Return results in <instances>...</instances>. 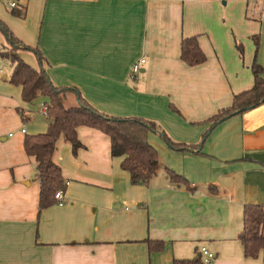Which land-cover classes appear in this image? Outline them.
I'll use <instances>...</instances> for the list:
<instances>
[{"label": "crops", "instance_id": "crops-1", "mask_svg": "<svg viewBox=\"0 0 264 264\" xmlns=\"http://www.w3.org/2000/svg\"><path fill=\"white\" fill-rule=\"evenodd\" d=\"M0 22L40 52L54 86L76 89L109 116L155 123L147 141L161 164L146 186L132 185L108 136L78 127L82 147L73 154L61 138L53 154L65 203L39 211L24 140L48 121L0 60V264H203L201 248L214 255L210 264H263L245 258L238 238L244 207L264 206V103L215 126L199 154L170 149L158 132L199 144L207 120L253 86L254 62L264 78V0H0ZM194 36L206 61L189 67L180 42ZM9 48L0 29V52ZM19 56L41 67L33 53Z\"/></svg>", "mask_w": 264, "mask_h": 264}, {"label": "trees", "instance_id": "trees-1", "mask_svg": "<svg viewBox=\"0 0 264 264\" xmlns=\"http://www.w3.org/2000/svg\"><path fill=\"white\" fill-rule=\"evenodd\" d=\"M21 17V13H13ZM0 29L10 47L0 52L12 66L9 82L22 88V100L33 103L37 98H43L46 103L45 117L48 121L46 132L27 136L24 140L25 152L35 159L36 176L39 181V211L55 204V193L64 189L61 169L53 162V154L59 139L67 142L73 154L82 147L77 137L78 127H89L101 131L110 140V154L121 158V168L128 172L132 185L146 186L156 175L161 164L155 149L148 143L147 135L157 132L156 124L136 118H117L97 111L90 106L74 88L54 86L46 71L41 66L44 61L37 49L23 45L0 22ZM257 43V39L255 40ZM31 52L37 58L39 70L26 64L19 52ZM180 60L189 67L203 64L206 57L198 44V37L183 38L180 42ZM253 86L246 91L235 94L231 105L219 110L207 120L208 130L201 136L199 144L186 145L171 140L165 132L159 131L160 138L175 151L194 150L197 154L209 135V132L221 122L245 113L264 103V78L262 68L256 62L251 67ZM74 96L76 103L68 104V96ZM21 113V111H19ZM22 116V113H21ZM172 182L185 180L169 169H164ZM264 206L246 205L243 209V230L239 241L243 246L245 258L256 259L261 256L264 264ZM150 251L162 248L161 242H149ZM175 264H200V259L179 261Z\"/></svg>", "mask_w": 264, "mask_h": 264}, {"label": "built area", "instance_id": "built-area-1", "mask_svg": "<svg viewBox=\"0 0 264 264\" xmlns=\"http://www.w3.org/2000/svg\"><path fill=\"white\" fill-rule=\"evenodd\" d=\"M10 6L15 7V4L12 3ZM144 63H145V60L141 59L132 66V68H131V74H132L131 77L132 78H135V75H137V73L140 71L141 66ZM41 110H42L43 115H45L46 114L45 113L46 108L44 107V105H42ZM22 132H24V130H22ZM67 185H68V183H65V186H67ZM64 194H65L64 189L59 190L55 193L54 198H55V204L56 205H58V206L64 205V203H65ZM200 254L204 256L203 264H210L214 259V255L209 253L205 248L200 249Z\"/></svg>", "mask_w": 264, "mask_h": 264}, {"label": "rangeland", "instance_id": "rangeland-1", "mask_svg": "<svg viewBox=\"0 0 264 264\" xmlns=\"http://www.w3.org/2000/svg\"><path fill=\"white\" fill-rule=\"evenodd\" d=\"M243 56H244V54H243ZM0 60H2L5 64H7V67H11L10 65H11V63L7 60V59H1L0 58ZM1 73H0V78H1ZM46 103V101L43 99V98H41V97H39V98H37L33 103H31L30 104V106L36 111L37 109H39V107L41 108V105L42 104H45ZM43 115V114H42ZM164 142V141H163ZM165 143V142H164ZM166 144V143H165Z\"/></svg>", "mask_w": 264, "mask_h": 264}, {"label": "water", "instance_id": "water-1", "mask_svg": "<svg viewBox=\"0 0 264 264\" xmlns=\"http://www.w3.org/2000/svg\"><path fill=\"white\" fill-rule=\"evenodd\" d=\"M49 78V77H48Z\"/></svg>", "mask_w": 264, "mask_h": 264}]
</instances>
